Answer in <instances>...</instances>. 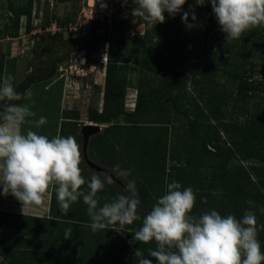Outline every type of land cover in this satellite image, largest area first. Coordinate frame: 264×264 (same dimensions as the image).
Segmentation results:
<instances>
[{
  "label": "trees",
  "instance_id": "obj_1",
  "mask_svg": "<svg viewBox=\"0 0 264 264\" xmlns=\"http://www.w3.org/2000/svg\"><path fill=\"white\" fill-rule=\"evenodd\" d=\"M56 1L64 3L69 0ZM190 5L195 8L197 19L193 21L190 15L188 23L196 25L192 28L195 33L180 34L185 30L182 26L185 25L182 22V14H177L174 18L168 17L164 23L152 24L142 37L143 44L149 45L142 49L144 56L140 60L141 75L146 72V69H151L155 72V77H171L168 85H165L169 87L167 92H175L176 95L183 96L188 82L195 89V95L189 94L185 97H190L188 99L192 106L181 111L186 123L182 135L176 137L177 141H182L181 150L184 147L188 149L185 157L172 152L167 164V157L158 153L159 149L164 151L167 147V125L171 122L172 117L169 114L168 106L161 103L160 97L157 95L156 101L152 97V92H156L160 88H156L154 91H143L140 86L135 109L130 112L123 111L126 79L124 75H119V69L125 67L124 63L129 61V57L120 49L109 56L103 91L105 102L103 109L97 111L90 108L89 119L106 123L116 122L117 119L123 118L124 123L112 125L119 129L120 134L110 137L113 139L112 143L111 141L109 143L108 139H104L102 135L93 137L91 140L95 142L104 139L106 144L102 145L100 149L105 154L106 161L111 160V163L115 161L119 166L123 165L129 171L145 170L143 155L149 154L147 162L150 163V167L153 165L152 163L157 162L153 165L156 173L151 167L150 175L153 176L150 177L151 181L148 180L150 186H152L151 183H154L156 187L163 190L172 181L180 183L181 189L187 188L189 183H192L194 187L198 185L197 188H191L196 195L192 212L195 216L209 210H216L222 216L232 214L236 217L237 214L241 218L245 210L249 209L258 214L259 205L263 202L261 191L264 188V177L261 178L260 168L256 165L251 167L254 176H256V181H252L251 174L247 169L245 170L242 165L234 164L231 161L258 159L264 162V103L256 106L255 109L248 107V102L251 99L258 96L263 98L264 79L253 78V67H250L248 73L245 72L247 43L261 44L255 40L259 36L258 28L246 32L238 40L226 41V35L220 30L211 4L206 2L204 6H196L194 0H187L183 6L184 11H188ZM15 6L10 7L15 12L12 28L15 32L18 31L19 16L25 15L29 31L31 29V3ZM71 18L69 15L65 24L72 20ZM4 28L0 30V34L1 31L10 29L6 24ZM42 28H45L44 24H42ZM57 35L60 37V44L52 60L40 67L38 72L26 77L16 88V91L23 93L30 84L45 76L50 77L54 72V66L61 62L63 54L69 50L67 46H70V50L74 51L83 46V44L71 42L70 39L63 40L60 32ZM152 38H156L161 45L160 48L152 46ZM189 38L205 43L203 56L206 60L205 63H196L197 69L191 70L190 75L178 68L176 57V52ZM209 40L226 44V47L223 48L225 52H228V60L225 64L231 69H227L226 66L219 67L209 56L205 50ZM208 51L213 52V56L217 54L216 51H212L211 46ZM220 56L223 57V54ZM147 78L150 80L149 76ZM221 78H223L222 82ZM173 97L175 99V96ZM16 103H21V101ZM172 105L176 110L179 109L176 103H172ZM239 115H245V118L238 120L237 116ZM78 116L79 113L74 112L72 117H65L66 120H63L60 126L61 136L81 138L80 133H75L74 127L71 128L69 134L64 129L65 122L69 126L76 125L75 120L78 119ZM211 120L214 122H210ZM219 130L225 133V138L220 136ZM118 137L122 142L121 150L114 143V141L118 142ZM210 144L214 149L208 148ZM103 158L100 157V159ZM228 165H230L229 168ZM201 168H210V173L206 175V181L205 178L201 179L196 176V173L201 172L199 171ZM204 181L206 183L202 185ZM106 185L107 183H105ZM83 187L86 190V186ZM112 189L111 193L115 197L121 194L116 188ZM215 190L217 193H214ZM138 192V196L147 197L153 202V205L156 203L157 196L142 195L141 188ZM98 195L102 206V193L100 192ZM158 196H162V194L160 193ZM248 200L254 202V207L248 205ZM0 214L2 215L0 217V255L3 256V264H134L136 259L134 251L139 247L145 257L152 259V264H157L154 258L148 257V249H155L154 243H136L135 249L131 250L129 245L110 226L105 230L94 232V234L89 226L91 220L87 213V205L83 203L82 198L71 205L67 214L60 210L54 191L49 205V217L4 211ZM12 217L15 220L10 222ZM140 217L141 220L133 222L132 225H126V229L138 230L142 226V215ZM18 220H22V223L19 224ZM257 224L258 226L264 225V222L260 219ZM70 227L73 228V232L70 238L65 239V229ZM102 231H106V234H102ZM25 235L29 238V248L19 252L16 247L19 243L22 244L20 241ZM92 239L94 243H91ZM67 243L82 246L76 259H70L65 252L57 250V245H66ZM262 244L264 245V242ZM33 245L37 246L34 250L31 248ZM262 247L264 248V246ZM119 249L122 251V255L111 252ZM28 254L29 257H27Z\"/></svg>",
  "mask_w": 264,
  "mask_h": 264
},
{
  "label": "rangeland",
  "instance_id": "obj_2",
  "mask_svg": "<svg viewBox=\"0 0 264 264\" xmlns=\"http://www.w3.org/2000/svg\"><path fill=\"white\" fill-rule=\"evenodd\" d=\"M93 2L92 6L94 5V11L91 12L88 8L89 0H69L64 3L57 2L56 0H0V30L5 29V24L10 28L4 32L1 31L2 33L0 34V80H2L6 74H10L13 76L12 83L16 89L26 77L38 72L40 67L46 64V62L52 60L55 51L58 49L60 44V37L57 35L58 32L62 34L63 40L70 39L71 42H76L79 45L83 44V46L75 51L70 50L71 47L67 46L69 50L63 54L64 57L61 62L54 66L53 74L50 77L45 76L41 80L36 81L27 87V89L30 88L32 91V101L28 103L30 104L31 110L35 113V116L28 118L29 122L23 125L22 131L26 133V131L30 129L38 134L46 135L51 139L55 137L57 126L60 128V124L57 125V122L66 119L65 117H72L74 112L79 113L78 119L75 120L76 125L71 124L69 126L68 123H64V129L68 134L72 127H74L75 133L79 134L81 127L84 124L90 122V124H99V131L92 133L88 138L86 156L90 161L104 167L108 173L114 176V179H112L113 183L108 184L105 182L107 185L104 188V192H101L103 196V204L111 202L116 198L111 193L113 190L112 188H116L121 194L127 195L128 193L125 191V184L127 180H132L134 178L137 195L136 198L140 201L138 215H142L143 219V217L151 211L153 202L147 197L138 196L140 188L143 191L142 195L157 196L156 201L161 197L158 195L160 193L163 195L166 190V188L160 190L154 183H151L152 186H150L148 182V180L151 181L150 177L153 176L150 175L151 167L153 172L156 173L153 165L157 162L152 163L153 165L151 164L152 166L150 167V163L147 162L149 161L147 159V155L149 154L143 155L145 170L138 171L135 169L130 171L131 174L126 179L119 177L114 171V168L118 163L114 160H112L114 163H111L110 159V161L107 162L105 154L102 153V149L100 148L102 145L105 146L106 144L104 139H108V142L110 143L111 141L112 143L113 139L110 137L120 135L118 132L119 129L112 125L116 123H124V119L119 118L116 122L111 121L106 123L90 121L89 119V109L93 108L97 111H101L105 103L103 91L106 67L110 59L109 56L120 49L127 57H129V61L124 63L125 67L119 69V75H124L126 79L123 111L130 112L135 109L140 86L143 91H154L156 88L161 89H159L160 91L152 92V97L155 98L156 101V96L158 95L161 103L168 106L170 111L169 114L172 116L171 122L167 125V147L164 151L161 149L158 151V153L164 154L167 157V164L170 161L169 155H171L172 152L175 155H178L179 153L183 158L186 155L188 149L184 147L181 150L180 146L182 141H177L178 138L176 137L182 135L186 123V119L181 111L192 106L188 99L190 97H185L189 94L195 95L196 92L192 84L188 82L186 89L184 90V92L186 91L184 93L185 95H176L175 92L169 93L167 92L169 87L165 85H168V82L171 80L170 76L165 78L155 77V72L151 69H146V72L141 75L140 60L144 56L142 49L149 45L143 44L142 37L152 24L147 23L139 16L132 15V9L138 7L134 0H127V4H125L123 0H93ZM28 3H31V29L29 31L27 30V17L25 15H20L18 31L15 32L12 28L14 24L13 20L15 19V12L11 10L10 7L15 5H26ZM102 4H105L106 7H103ZM69 15L72 17V20L65 24ZM164 15L166 18L170 17L168 13H164ZM89 16L97 17V20L92 21ZM53 17H56L57 20ZM42 24L45 25L44 29L42 28ZM182 26L185 30L181 31L180 34H184L185 32L186 34L195 33L193 29H188L185 25ZM258 32L259 36H257L255 40L261 44L247 43L246 51L248 53L245 55L247 57L245 72L248 73L250 67H253V78L264 79V28L258 27ZM187 40V42L182 44L180 50L176 52V57L178 68L188 72L190 75L191 70L197 69L195 66L196 63L206 62L205 57L203 56V47L205 43L198 42L197 40H190V38ZM152 43L154 48L161 47L156 38H152ZM209 46L212 47V51L217 52L216 55L213 56V52L208 51ZM224 47H226L224 42L218 43V41L212 42L211 40H209L206 45L205 50H207L209 56L213 58L219 67H225L226 60H228V52L223 50ZM222 54L223 57L220 56ZM226 67L227 69H231L229 66ZM147 76L150 77V80H148L149 78H147ZM220 81L222 82L223 78H221ZM173 96H175V99ZM99 97H102V106L98 104ZM23 102L25 101H21V103ZM172 103H176V105L179 106V109L176 110L173 107L175 104L172 105ZM261 103H264V96L263 98L258 96L251 99L248 102V107L250 109H255L256 106L261 105ZM41 116L46 117V123L39 128H36L35 123ZM237 118L238 120H243L245 115H239ZM210 122L214 121L211 120ZM182 124L184 125L178 127ZM219 134L222 138L226 137L222 130H219ZM100 135L104 136V139H101L102 141L97 140L93 142L91 140L93 137ZM120 137L122 138V136ZM76 141L81 152L80 168L82 169V176L86 180H90L93 174H100L101 179L103 180L105 174L91 168L86 163L82 139L77 136ZM114 143L115 146L121 150L120 147L122 142L119 137L118 142L114 141ZM208 148L214 149L212 144L208 145ZM137 152L139 153V151ZM100 157L104 158L100 159ZM231 161L234 164L242 165L245 170L247 169L248 173L251 174L252 181H256V176H254L253 169H251L253 165L260 168L259 173L261 178L264 177V162H261L258 159H238ZM119 167L121 170H127L123 165ZM229 167L230 165H228V168ZM199 171L201 172L196 173V176L201 179L205 178L204 180L206 181V175L210 173V168H201ZM192 179L194 178L192 177ZM205 181L202 185L206 183ZM188 187L197 188L199 186L195 185L194 187L192 183H189ZM261 192L263 202L259 205V213L256 214V217L257 221L262 219L264 222V212L260 211L261 208H264V188ZM214 193H217L216 190ZM52 196L53 190L49 189L48 195L47 193L45 194L43 202L45 205H41L46 213H41L40 207L34 211H29L26 208L24 210L23 206L20 208V204L16 202V198L12 195H2V188H0V210L12 211L15 213L16 211H21L18 213H27L26 215L35 216L41 214L49 217L50 214L47 210L49 209ZM0 217H2L1 214ZM236 217L238 219L241 218L240 216H237V214ZM14 220L15 218L12 217L10 222H13ZM18 222L20 224L22 223V220H18ZM110 227L120 235V237L129 245L131 250L135 249L136 244H130L135 231L126 229V225L123 228L118 224L111 225ZM102 234L105 235L106 231H102ZM262 238H264V228L258 226V239L261 244V249L264 251V248L262 247L264 246L262 244L264 241H262ZM20 242H22V244L19 243L16 247L19 252L29 248V238L26 235ZM33 243H35L34 240ZM91 243H94L93 239ZM31 248L34 250L37 246L33 245ZM56 248L62 253L65 252L68 258L76 259L82 246L80 244L75 245L73 243H67L66 245H57ZM111 252L116 255H122L120 249L117 251L112 250ZM27 257H29V254ZM2 258L3 256L0 255V264L4 263ZM99 261H101V259H99ZM134 264H136V259Z\"/></svg>",
  "mask_w": 264,
  "mask_h": 264
},
{
  "label": "clouds",
  "instance_id": "obj_3",
  "mask_svg": "<svg viewBox=\"0 0 264 264\" xmlns=\"http://www.w3.org/2000/svg\"><path fill=\"white\" fill-rule=\"evenodd\" d=\"M123 2L127 4V0ZM206 2L211 4L226 41L238 40L246 32L264 28V0H194L196 6H204ZM135 3L138 7L132 9V15L149 24L164 23V13H168L173 18L182 14V22L188 29L196 26L188 23L190 15L193 21L197 17L191 5L184 11L187 0H135ZM12 81L10 74L0 80L2 195H12L24 208L42 205L51 189L64 214L82 198L93 232L117 224L123 228L141 220L134 178L125 184L127 195L120 194L101 206L98 193L104 190L105 182L113 183L112 177L105 175L102 180L100 174H93L86 180L82 176L81 152L75 137L56 135L49 139L30 129L26 133L22 131L28 118L35 116L28 103L32 101V91L29 88L18 92ZM20 101L25 102L16 103ZM45 123L46 117L41 116L35 127ZM114 171L124 179L131 174L119 165ZM195 200L190 187L181 189L176 181L168 183L165 193L143 217L142 226L133 233L130 244L154 243L155 249H148V257L157 264H264L254 211L245 210L240 219L232 214L222 216L216 210L195 216L192 214ZM247 203L254 207L252 200ZM260 211L264 212V208ZM72 232L73 228H66L64 238H70ZM134 257L136 264H152L140 247L134 251Z\"/></svg>",
  "mask_w": 264,
  "mask_h": 264
},
{
  "label": "water",
  "instance_id": "obj_4",
  "mask_svg": "<svg viewBox=\"0 0 264 264\" xmlns=\"http://www.w3.org/2000/svg\"><path fill=\"white\" fill-rule=\"evenodd\" d=\"M97 131H99V124H97V123L96 124H84L81 127L80 133H81L82 138H83V150H84L85 161L91 168H93V169H95V170H97V171H99L105 175L111 176L112 179H114V176L111 175L110 173H108V171L104 167L90 161L86 156V148H87L88 138L92 133H95Z\"/></svg>",
  "mask_w": 264,
  "mask_h": 264
},
{
  "label": "crops",
  "instance_id": "obj_5",
  "mask_svg": "<svg viewBox=\"0 0 264 264\" xmlns=\"http://www.w3.org/2000/svg\"><path fill=\"white\" fill-rule=\"evenodd\" d=\"M102 98V97H101ZM100 97H99V101H98V104L99 105H101L102 106V104H103V101H101L102 99H101ZM64 109V108H63ZM64 120H66V119H64ZM69 121H72V119H68ZM62 121L63 120H61V121H58L57 122V125H59L60 124V126H61V123H62ZM91 123V122H90ZM90 123H86V124H90ZM96 124V123H95ZM80 133V132H79ZM81 134V133H80ZM56 135H60V128H59V126H57V130H56V134H55V136ZM81 139H82V141H83V138H82V135H81ZM49 192V191H48ZM48 192H46L47 193V195H48ZM8 201V200H7ZM16 202L17 203H19L20 204V208L23 206L22 204H21V202H19L17 199H16ZM43 205H45V203H43ZM41 208L40 209V211H41V213L42 212H45L46 213V211L43 209V207L41 206V205H38V206H36V205H29V206H25L24 207V210H25V208L26 209H28L29 211H34V210H37V208ZM19 208V209H20ZM18 209V210H19ZM39 210V209H38ZM0 211H3V210H0ZM4 212H10V213H15V212H12V211H4ZM18 212H21V211H16V213L15 214H27V213H18ZM23 212H25V211H23ZM47 212H49V209L47 210ZM48 214V213H47ZM38 216H45V215H38Z\"/></svg>",
  "mask_w": 264,
  "mask_h": 264
},
{
  "label": "built area",
  "instance_id": "obj_6",
  "mask_svg": "<svg viewBox=\"0 0 264 264\" xmlns=\"http://www.w3.org/2000/svg\"><path fill=\"white\" fill-rule=\"evenodd\" d=\"M94 3V2H93ZM92 3V4H93ZM94 6V5H93ZM93 6L92 5H89L88 6V8H89V10L91 11V12H93L94 10H93ZM89 18L92 20V21H96L97 20V17H91V16H89ZM105 62H106V59H105Z\"/></svg>",
  "mask_w": 264,
  "mask_h": 264
},
{
  "label": "bare ground",
  "instance_id": "obj_7",
  "mask_svg": "<svg viewBox=\"0 0 264 264\" xmlns=\"http://www.w3.org/2000/svg\"><path fill=\"white\" fill-rule=\"evenodd\" d=\"M92 3H93V0H89V5H92Z\"/></svg>",
  "mask_w": 264,
  "mask_h": 264
}]
</instances>
